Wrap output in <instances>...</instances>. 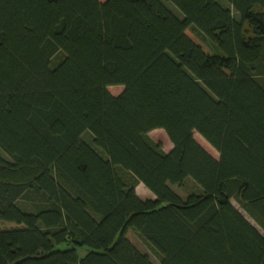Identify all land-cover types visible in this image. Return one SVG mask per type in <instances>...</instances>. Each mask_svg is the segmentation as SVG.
<instances>
[{
    "label": "trees",
    "instance_id": "16d2710c",
    "mask_svg": "<svg viewBox=\"0 0 264 264\" xmlns=\"http://www.w3.org/2000/svg\"><path fill=\"white\" fill-rule=\"evenodd\" d=\"M129 231L264 264V0H0V264H155Z\"/></svg>",
    "mask_w": 264,
    "mask_h": 264
},
{
    "label": "rangeland",
    "instance_id": "374dc122",
    "mask_svg": "<svg viewBox=\"0 0 264 264\" xmlns=\"http://www.w3.org/2000/svg\"><path fill=\"white\" fill-rule=\"evenodd\" d=\"M109 91L112 94H117L121 90V86H110L108 87ZM149 136L156 142L159 143L162 147L163 150H168L171 147V143L169 142L167 135L162 129H153L149 132ZM196 140L213 156H216L217 153L198 135H194ZM175 188V189H174ZM173 190L177 193H179L182 197H185L189 194L190 191H193L194 188L192 186V183L187 181L180 187H174ZM135 192L136 195H138L141 199H148V198H153V194L143 185V184H137L135 187ZM232 204L237 207L252 223V219L241 209L239 204L232 200ZM9 225V224H5ZM127 236L135 243V245L142 251L148 253L150 256L151 260L155 263L158 264V261L155 257V255L152 253L150 250L148 244H146L142 239H140L134 232L129 231L127 232ZM81 254L84 253V251H80Z\"/></svg>",
    "mask_w": 264,
    "mask_h": 264
},
{
    "label": "crops",
    "instance_id": "0c3cea01",
    "mask_svg": "<svg viewBox=\"0 0 264 264\" xmlns=\"http://www.w3.org/2000/svg\"><path fill=\"white\" fill-rule=\"evenodd\" d=\"M141 184V183H140Z\"/></svg>",
    "mask_w": 264,
    "mask_h": 264
}]
</instances>
